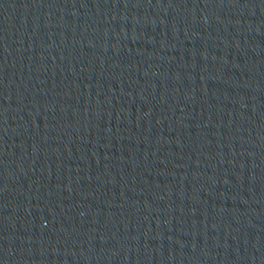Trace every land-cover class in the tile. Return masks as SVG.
<instances>
[{
  "label": "water",
  "instance_id": "water-1",
  "mask_svg": "<svg viewBox=\"0 0 264 264\" xmlns=\"http://www.w3.org/2000/svg\"><path fill=\"white\" fill-rule=\"evenodd\" d=\"M0 264H264V0H0Z\"/></svg>",
  "mask_w": 264,
  "mask_h": 264
}]
</instances>
